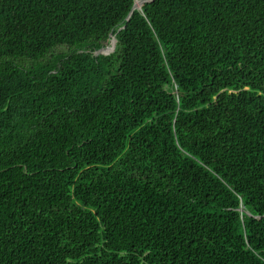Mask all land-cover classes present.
I'll return each mask as SVG.
<instances>
[{
  "label": "trees",
  "instance_id": "16d2710c",
  "mask_svg": "<svg viewBox=\"0 0 264 264\" xmlns=\"http://www.w3.org/2000/svg\"><path fill=\"white\" fill-rule=\"evenodd\" d=\"M141 1L0 0V264H264V0Z\"/></svg>",
  "mask_w": 264,
  "mask_h": 264
},
{
  "label": "water",
  "instance_id": "95a60500",
  "mask_svg": "<svg viewBox=\"0 0 264 264\" xmlns=\"http://www.w3.org/2000/svg\"><path fill=\"white\" fill-rule=\"evenodd\" d=\"M152 1H154V0H144V1L138 2L134 6V9H136L137 7H139L140 5H142L143 3L152 2ZM115 47H116V40L113 38L111 44L108 45L107 47L102 48L101 50L97 51V54L109 55V54H111V53L114 52Z\"/></svg>",
  "mask_w": 264,
  "mask_h": 264
}]
</instances>
